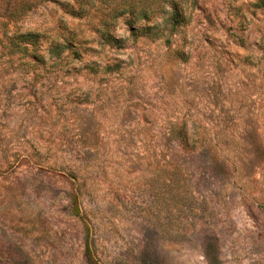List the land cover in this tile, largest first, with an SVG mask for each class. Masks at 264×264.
Masks as SVG:
<instances>
[{
    "label": "rangeland",
    "instance_id": "374dc122",
    "mask_svg": "<svg viewBox=\"0 0 264 264\" xmlns=\"http://www.w3.org/2000/svg\"><path fill=\"white\" fill-rule=\"evenodd\" d=\"M119 1L0 0V264H264V0Z\"/></svg>",
    "mask_w": 264,
    "mask_h": 264
},
{
    "label": "trees",
    "instance_id": "16d2710c",
    "mask_svg": "<svg viewBox=\"0 0 264 264\" xmlns=\"http://www.w3.org/2000/svg\"><path fill=\"white\" fill-rule=\"evenodd\" d=\"M189 1L190 0H121L108 11H102L101 8L98 9L102 14L99 24H104L107 27L106 29H108L110 28L108 25L111 24L118 15L126 14L127 22L131 25V34L135 37L139 35H150L156 38L167 36V40H169L170 37L168 36L172 35L188 20L189 12L187 11V3ZM80 6L81 7L78 8L77 11L83 12L81 3ZM137 21H140V26L138 27L135 26ZM102 34L106 35L105 32ZM108 35V38L117 40L115 36L111 34ZM32 42V49L26 46V52H28L35 61L46 63L44 54L38 52V49L41 48L40 43L38 45L36 40ZM50 45L51 46L48 47L49 52L58 49H70V52H74L75 56L81 58L79 45L73 40L56 44L52 43ZM172 133H175L174 135L177 136L182 149L186 151H188V149H193V144L195 142H199L200 145L203 146L204 136L197 135V137H193L192 134L189 133L187 123L185 122L181 127L176 128V130L174 129ZM193 151L195 152V149H193ZM89 251L91 250L89 249Z\"/></svg>",
    "mask_w": 264,
    "mask_h": 264
}]
</instances>
